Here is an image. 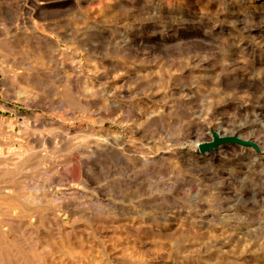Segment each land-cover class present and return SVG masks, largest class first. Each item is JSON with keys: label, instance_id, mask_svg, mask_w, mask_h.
<instances>
[{"label": "rangeland", "instance_id": "rangeland-1", "mask_svg": "<svg viewBox=\"0 0 264 264\" xmlns=\"http://www.w3.org/2000/svg\"><path fill=\"white\" fill-rule=\"evenodd\" d=\"M0 264H264V0H0Z\"/></svg>", "mask_w": 264, "mask_h": 264}, {"label": "water", "instance_id": "water-1", "mask_svg": "<svg viewBox=\"0 0 264 264\" xmlns=\"http://www.w3.org/2000/svg\"><path fill=\"white\" fill-rule=\"evenodd\" d=\"M212 136V140L209 142H202L198 144V152L201 155H207L208 153H214L219 148L227 145H237L245 148H252L255 150L256 153H260V149L256 143L249 140H243L238 136H220V134L215 131L211 130L210 132Z\"/></svg>", "mask_w": 264, "mask_h": 264}, {"label": "bare ground", "instance_id": "bare-ground-1", "mask_svg": "<svg viewBox=\"0 0 264 264\" xmlns=\"http://www.w3.org/2000/svg\"><path fill=\"white\" fill-rule=\"evenodd\" d=\"M223 136V135H222ZM197 147H198V145H197Z\"/></svg>", "mask_w": 264, "mask_h": 264}]
</instances>
